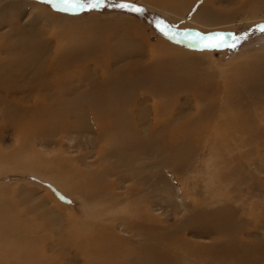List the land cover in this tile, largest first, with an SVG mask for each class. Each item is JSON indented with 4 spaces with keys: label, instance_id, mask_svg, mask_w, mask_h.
Here are the masks:
<instances>
[{
    "label": "rangeland",
    "instance_id": "374dc122",
    "mask_svg": "<svg viewBox=\"0 0 264 264\" xmlns=\"http://www.w3.org/2000/svg\"><path fill=\"white\" fill-rule=\"evenodd\" d=\"M159 1L0 0V210L16 211L4 221L25 242L0 264H101L84 251L100 227L115 263L264 264V0ZM37 46L71 74L70 91L35 90L38 103L61 111L65 98L81 115L62 113L67 124L86 126L15 129V101L34 96L9 86L39 81L4 73ZM102 106L111 115L92 116ZM170 248L184 255L161 260Z\"/></svg>",
    "mask_w": 264,
    "mask_h": 264
},
{
    "label": "bare ground",
    "instance_id": "6f19581e",
    "mask_svg": "<svg viewBox=\"0 0 264 264\" xmlns=\"http://www.w3.org/2000/svg\"><path fill=\"white\" fill-rule=\"evenodd\" d=\"M161 1V0H160ZM159 1V3H160ZM212 0H210L211 2ZM158 2V0H157ZM162 2V1H161ZM172 2V1H171ZM170 1H168V3H171ZM164 3V1L162 2V4ZM161 4V3H160ZM167 4V3H165ZM172 5V3H171ZM166 7V6H164ZM259 5H255V8L258 9ZM26 43V42H25ZM32 47V46H31ZM124 52V51H122ZM135 52V51H134ZM35 57H31V58H24V65H23V71L19 73V75H17L18 73H16L15 75H13L14 73H4L5 77L7 74H9V76H11V78H13V76H21V77H24L25 79L27 77H25V73H27L26 71H30V75L27 73V75H29V78L30 80L31 79V75H34L37 77L35 79L38 78V81L39 83L36 85V87H28V88H24L23 86H20V85H11L9 86V88L13 89V90H21L22 92H27L29 95L31 96H34V101L32 100H29V101H32L34 105H30L29 104H26L27 102H21V101H24L23 98L22 100L20 101H15L17 103V107H18V110L20 111L19 112V118H18V123H17V126L15 129H17V131H20L19 133L21 134H24L25 136L28 135V133H30L31 135H38V134H41V133H49V134H52V133H55V132H70V130L74 129V128H80L82 126H86V121L85 120H80L79 123L77 125H70V124H67V122H69L68 120H65L64 118V115H62V113H66L68 115H77L79 118H81V115L78 113V110H77V107L75 104H72L70 101H68L67 99L63 98V100L65 102H63L65 105L63 106L62 110L59 111L58 109L56 111H54L53 109H51V107L49 106V104H46L45 102L43 103H38L40 101V98H39V95L38 94H35L34 91L36 90L39 91V90H44V91H54L55 88L57 87H61V88H64L66 90H64L63 92H68L71 90V88H66V83L68 82L67 80L70 78V75L69 73H66L65 75H59L57 73V71L51 67V61L49 58L41 55L42 54V50L39 46H37V50L35 52ZM41 53V54H40ZM114 55V54H113ZM121 56L118 55V58H120ZM111 58V57H110ZM27 62H30L31 64H26ZM57 65V63H56ZM55 65V66H56ZM53 66V65H52ZM5 69V72H7V69L5 67H1L0 70H3ZM56 71V72H55ZM3 76L0 75V79L2 78ZM66 81V82H65ZM5 82V80H4ZM3 82V83H4ZM2 83V82H0ZM29 83L31 84L32 82L29 81ZM33 85V84H32ZM23 87V88H22ZM4 88V87H3ZM7 88V87H5ZM26 89V90H25ZM45 94V93H44ZM43 94V95H44ZM53 94V93H52ZM63 95H65V93H62ZM25 97V96H23ZM27 97V96H26ZM47 98L51 97L50 94H46ZM31 98V99H33ZM56 98V97H55ZM43 100V99H42ZM49 100V99H48ZM20 102V103H19ZM62 102V101H60ZM52 103V102H51ZM59 103V102H57ZM52 105V104H50ZM54 105V104H53ZM102 105V104H101ZM14 106V105H13ZM47 109L50 111V113L47 112ZM13 110V108H12ZM12 110L9 108V114L12 113ZM82 113V112H81ZM91 113H92V116L96 117V115L99 113V114H103V113H109L108 110L106 109L105 106H102V107H96L95 109L93 108L91 110ZM120 115H121V112H120ZM73 116V117H74ZM70 117V116H69ZM75 118V117H74ZM113 119L116 120V123L119 119H121L120 116H115ZM78 122V121H77ZM94 122V121H93ZM132 122V121H131ZM96 123V122H95ZM99 123V122H98ZM25 125V126H21V125ZM96 127H97V130L99 132L100 135H103V134H107L109 139L112 137V133H111V127L113 126V124H109L106 128H103L102 126H99L100 124H95ZM127 125L126 122L122 121L120 123V126L122 128H124L125 126ZM60 132V133H61ZM127 133V132H126ZM165 134V133H164ZM139 137V136H138ZM30 138V137H29ZM105 139V137H104ZM137 139V138H136ZM178 139V138H176ZM149 140V139H148ZM165 140V139H164ZM168 140V139H167ZM130 141V140H129ZM132 141V140H131ZM157 142V141H156ZM157 146V145H156ZM161 147V146H160ZM159 149V148H158ZM135 150V149H134ZM173 150V149H172ZM130 152V151H129ZM134 153V152H133ZM137 153H138V150H137ZM136 153V154H137ZM129 154H132L131 152ZM135 154V155H136ZM131 156V155H130ZM134 157V156H133ZM127 158V157H126ZM129 155H128V159H129ZM172 158V157H171ZM127 159V160H128ZM177 159V158H176ZM180 159V157H179ZM126 160V162H127ZM130 161V160H129ZM5 191V190H4ZM3 195V193H2ZM4 203V200H0V206H2ZM9 208V207H8ZM15 211V210H14ZM12 209H10L9 212H5L4 210H0V219H2L4 221V219L6 220L7 218H12L14 217L13 216V212H14ZM16 212V211H15ZM3 217H2V215ZM20 219V218H19ZM125 219H128V218H125ZM11 220V219H10ZM141 220V219H140ZM14 222V220H13ZM122 222V221H121ZM1 223V221H0ZM5 223V221L3 222ZM13 224V223H12ZM18 224V223H17ZM123 225H125V221L122 222ZM103 225V224H102ZM108 225V224H107ZM136 224L132 223L131 221L128 223V229H133L134 226H136ZM9 224L5 223V224H2L0 225L1 228H5V231L9 230ZM133 226V228H132ZM11 227V226H10ZM14 227V226H13ZM17 227V226H16ZM24 227V226H23ZM26 227V226H25ZM9 228V229H8ZM12 228V227H11ZM18 228V227H17ZM20 228V227H19ZM27 228V227H26ZM14 229V228H13ZM31 229V228H29ZM87 229V228H86ZM104 228H99V238L95 235V236H91L89 237L87 240L88 242V247L86 248L83 244V246L86 248L84 249V251L86 252H90L92 253L93 252V255H97V254H100L102 255L100 260H104L105 262H102L101 264H109L107 262V259L109 258L110 261L112 262V264H122L123 261H118L115 263V260H116V253L114 254L115 250H116V247L114 246L115 243H112L114 242V237H112L111 235H107L106 231L102 230ZM110 229V228H109ZM19 230V229H18ZM94 230V229H93ZM111 230V229H110ZM14 231H16V229H14ZM14 231L12 230L11 232L12 233H9L8 231L5 232L3 234L4 231L0 232V259L2 258H5V256H8L7 259H11V256L9 254L13 253L14 251L12 250H15V253L17 256L20 257H23L22 255V248H24L25 246V242L22 240L21 241V236L17 233H14ZM22 232V230H20ZM96 231V230H95ZM226 232H229L226 231ZM24 233V232H23ZM12 234V236H10ZM22 234V233H21ZM230 234V233H229ZM150 234H146L145 235V239L150 236H148ZM19 236V238H18ZM25 236V235H24ZM89 236V234H88ZM152 236V234H151ZM4 237H11V241H6L7 239H5ZM4 238V239H3ZM76 238H74L73 241H76L75 240ZM15 241V242H14ZM18 241V242H17ZM28 241V240H27ZM31 241V240H29ZM6 242V243H5ZM73 243V242H71ZM28 244V243H27ZM74 244V243H73ZM34 249H33V252L35 251L36 255L34 256H37L38 258H40V255H39V249L36 247L37 246V241L35 243L32 244ZM20 246V247H19ZM82 250V249H81ZM174 249H168L167 251H162L159 255V257L164 260L168 259V258H171L173 259L174 261L179 258V256L181 255H184L183 252L184 251H178V249H176L175 251H173ZM117 251V250H116ZM118 252V251H117ZM175 252V255L172 256V253ZM186 252V251H185ZM34 253V254H35ZM38 253V254H37ZM32 257V255H30ZM177 256V258H176ZM14 258H16V256L14 255L13 256ZM37 258V259H38ZM123 258V257H122ZM121 258V259H122ZM30 259V258H29ZM44 259V258H43ZM115 259V260H114ZM125 259V258H124ZM20 261L23 260V259H19ZM27 260V259H26ZM26 260L24 263H26ZM41 264L43 263L42 262V258L39 259ZM231 260V259H230ZM1 261V260H0ZM7 261V260H6ZM18 261V262H20ZM218 261V260H216ZM3 262V261H2ZM17 262V263H18ZM22 262V261H21ZM30 262V261H29ZM218 262H225V261H218ZM16 263V262H15ZM14 263V264H15ZM31 263V262H30ZM22 264V263H21ZM124 264H127L124 262Z\"/></svg>",
    "mask_w": 264,
    "mask_h": 264
},
{
    "label": "snow or ice",
    "instance_id": "6c2138e0",
    "mask_svg": "<svg viewBox=\"0 0 264 264\" xmlns=\"http://www.w3.org/2000/svg\"><path fill=\"white\" fill-rule=\"evenodd\" d=\"M79 2V0H78ZM104 0H86V3L83 4L84 7H87L89 11L93 9H97L103 6ZM115 7L121 8V9H127L130 7L127 3H121L114 5ZM133 11L142 12V8H133ZM262 31H264V27L261 28ZM221 46V43H209L205 45L207 48H218Z\"/></svg>",
    "mask_w": 264,
    "mask_h": 264
}]
</instances>
